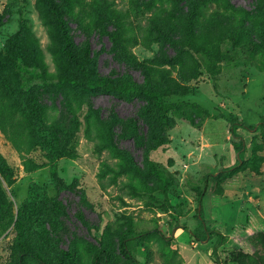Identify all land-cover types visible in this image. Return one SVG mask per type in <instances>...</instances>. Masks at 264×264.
Wrapping results in <instances>:
<instances>
[{"label": "rangeland", "instance_id": "rangeland-1", "mask_svg": "<svg viewBox=\"0 0 264 264\" xmlns=\"http://www.w3.org/2000/svg\"><path fill=\"white\" fill-rule=\"evenodd\" d=\"M53 1L79 61L88 50L97 74L156 80L173 107L163 127L144 98L26 85L18 65L80 74L47 0H0V264H19L22 246L24 264H93L104 249L128 264L133 236L140 264H214L199 218L227 236L248 213L264 223V0ZM241 140L240 168L209 178L236 165Z\"/></svg>", "mask_w": 264, "mask_h": 264}, {"label": "trees", "instance_id": "trees-1", "mask_svg": "<svg viewBox=\"0 0 264 264\" xmlns=\"http://www.w3.org/2000/svg\"><path fill=\"white\" fill-rule=\"evenodd\" d=\"M47 5L55 15V24L59 32L60 51L64 57L79 71L80 76L73 75H49L46 72H38V70L29 71L28 67L18 65L19 71L23 74L24 82L28 85L31 81L43 80L46 86L54 89L64 90L67 87L73 88H87L96 91L100 94L113 95L121 100H131L135 98H144L149 100L154 105L158 114L164 117L160 119L158 125L163 127L168 126L167 115L171 112L173 105L165 103V94L161 91L156 80L150 78L146 79L144 84L136 83L129 75L113 76L100 75L95 72V57L91 56L90 51L86 50L84 53V61L81 62L77 58L73 49V41L70 36L69 26L67 20L59 15L53 0H47ZM208 72L216 78L215 59L212 53L207 51ZM57 79V82L54 80ZM37 118H41L40 109L36 108ZM145 120L152 121L148 115H141ZM167 119V121H166ZM231 124V133L238 138L237 126L241 124L240 119L231 115L228 118ZM255 130L256 127H249ZM235 150L239 154V159L236 165L226 169L218 174L210 175L209 178L217 183L225 182L237 171L243 160V154L246 150L243 140L235 145ZM5 163L0 161V172L8 178ZM208 182V177L206 183ZM205 191L201 193L199 204L202 202V196ZM200 211V208H199ZM212 234L216 237V243L212 248V261L214 264H264V223L260 222L253 214L248 213L245 224H237L234 226L230 236L225 235L222 231L210 228L204 219L199 218L198 228L192 234L197 241L207 239V235ZM138 236L126 238L121 245V252L128 261V264H140L132 251V242ZM130 240V241H129ZM233 244V245H232ZM60 255L62 259L72 260L73 257L68 250H61ZM25 256H33L23 246L19 256V264H24ZM34 258L41 264H48L42 257L34 256ZM102 261L104 264H117L112 258L109 250H100L95 258L93 264H98ZM73 264V261H69Z\"/></svg>", "mask_w": 264, "mask_h": 264}]
</instances>
